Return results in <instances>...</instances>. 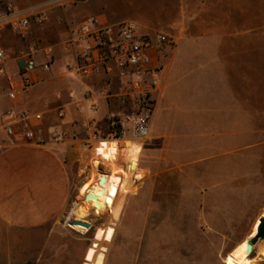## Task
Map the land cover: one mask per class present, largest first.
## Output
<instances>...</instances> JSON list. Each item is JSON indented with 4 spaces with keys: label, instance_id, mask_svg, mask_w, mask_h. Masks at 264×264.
Returning <instances> with one entry per match:
<instances>
[{
    "label": "crops",
    "instance_id": "1",
    "mask_svg": "<svg viewBox=\"0 0 264 264\" xmlns=\"http://www.w3.org/2000/svg\"><path fill=\"white\" fill-rule=\"evenodd\" d=\"M2 6L10 18L0 32V51L8 56L0 65L19 91L10 99L8 81L0 76V114L8 109L27 113L36 137L18 143L0 134V264H104V240L99 237L89 239L91 243L79 250L78 258L67 256V241L73 232L65 220L77 198L74 186L81 191V173L87 170L88 175L94 160V169L109 172V189L117 191L120 179L131 176L125 145L142 148L138 163L145 143L160 141L162 153L172 156L182 138L174 129L161 126L185 116L181 107L187 105L186 100H177L178 92H186L190 76L226 75L228 52L234 50V64L240 69L244 59L250 60L246 65L251 70L236 73L264 74L259 70L264 68V41H259L258 34L264 27V0H4ZM228 11L235 12L234 35L227 33ZM36 15L47 19L36 23ZM23 18L30 19L24 39L9 24ZM93 19L105 24L136 20L140 35L173 38V45L154 54L163 72L149 140L137 142L128 137L118 144L100 145L108 138L111 116L129 107L118 98L122 80L117 72L101 70L82 77L69 67L76 60L77 47L68 42ZM248 31L251 34L243 33ZM247 50L251 54L244 57ZM46 51L52 54L49 70L44 68L49 62ZM29 57L36 68L26 73ZM24 75L32 82L26 89ZM60 109L65 110L64 118L58 116ZM38 114L40 121L34 120ZM55 133L64 134V139L55 140ZM113 157L114 168L109 163ZM144 171L137 166L138 174ZM114 202L110 198V209ZM83 240L88 238L81 237L76 243Z\"/></svg>",
    "mask_w": 264,
    "mask_h": 264
},
{
    "label": "rangeland",
    "instance_id": "2",
    "mask_svg": "<svg viewBox=\"0 0 264 264\" xmlns=\"http://www.w3.org/2000/svg\"><path fill=\"white\" fill-rule=\"evenodd\" d=\"M234 14L227 12L230 35L237 33ZM258 34L264 41V27ZM228 57L226 75L190 76L186 92H178L176 99L186 100L181 107L185 116L161 126L182 138L172 156L162 153L160 141L145 143L139 163L141 147L123 148L131 176L122 193L112 190L118 218L113 219L112 208L104 215L90 210L82 219L92 225L86 235L70 224L92 177L102 170L94 169L93 160L92 171L81 173V191L74 186L77 198L65 220L73 232L67 241L68 258H78L79 250L96 237L104 240V264H229L237 255L255 222L264 217V74L236 73L251 70L246 65L250 60L244 59L240 69L234 64V50ZM115 160L109 162L113 168ZM138 165L146 169L139 181L132 176ZM81 237L88 240L76 243ZM256 245L250 262L264 264V240Z\"/></svg>",
    "mask_w": 264,
    "mask_h": 264
},
{
    "label": "built area",
    "instance_id": "3",
    "mask_svg": "<svg viewBox=\"0 0 264 264\" xmlns=\"http://www.w3.org/2000/svg\"><path fill=\"white\" fill-rule=\"evenodd\" d=\"M3 2L4 0H0V32L2 25L10 18L9 14L6 15L4 12ZM33 19L36 23L42 24L47 18L45 15H36ZM9 24L21 38H26V30L30 26L29 18L11 20ZM171 44H173V38L164 34L140 35L137 24L130 20L119 24H105L93 19L83 24L71 37L68 46L77 47L76 60L69 65L72 71L82 77L92 76L101 70L107 74L117 72L122 80V92L118 98L129 107V110L111 116L108 138L101 141L100 145L105 142H120L128 137L137 142L148 139L157 108L156 94L163 72V65L154 54L156 50ZM46 55L49 62L44 65V68L49 70L51 51H46ZM7 58L8 56L0 51V64ZM35 68V62L29 57L26 73ZM0 76L8 81V97L15 99L19 91L18 86L13 78L7 75L2 65H0ZM31 85V80L24 75L23 89ZM65 114L64 109L58 111L60 118H64ZM41 119L40 114L34 116L36 121ZM1 133L18 143L30 142L36 137L30 116L14 109H8L0 114ZM64 136V134L55 133L54 139L60 141L64 139ZM98 150L97 147L96 155Z\"/></svg>",
    "mask_w": 264,
    "mask_h": 264
},
{
    "label": "bare ground",
    "instance_id": "4",
    "mask_svg": "<svg viewBox=\"0 0 264 264\" xmlns=\"http://www.w3.org/2000/svg\"><path fill=\"white\" fill-rule=\"evenodd\" d=\"M106 143V142H105ZM116 142H111L109 144H114ZM118 144V143H116ZM125 146H134V145H125ZM124 146V147H125ZM94 174V173H93ZM132 176L139 181L143 179L144 174H138L137 171H135ZM102 172L101 171H96L94 176L92 177V180L90 182L89 188L86 191L83 200L80 205H76L77 207L74 209V214L77 221H83L90 210H94L96 214H105L110 212V205H109V200L112 195V189H109V184H112V176L109 172H106L104 175L105 182L103 184L100 183V180L102 178ZM138 183V182H137ZM127 184V180H123L119 182V185L117 187V195L123 192L125 186ZM135 184V183H134ZM114 193V192H113ZM90 195L91 198L89 200H86V196ZM112 204V203H111ZM121 206V205H120ZM122 207V206H121ZM113 210V219H117L119 215V209L112 208ZM103 214V215H104ZM112 218V216H111ZM260 224V221L258 220L255 222L253 226L252 233L246 240L241 244L239 251L235 257H233L230 261L229 264H251L250 262V252H248L247 247H248V241L251 237H253L257 233V228ZM74 230L79 231V232H88L89 229L85 228L80 225H70ZM257 248V245L254 246V250ZM262 249V248H261ZM260 251V250H259ZM262 256L264 257V246L262 249Z\"/></svg>",
    "mask_w": 264,
    "mask_h": 264
},
{
    "label": "water",
    "instance_id": "5",
    "mask_svg": "<svg viewBox=\"0 0 264 264\" xmlns=\"http://www.w3.org/2000/svg\"><path fill=\"white\" fill-rule=\"evenodd\" d=\"M105 182V178L102 177L101 180H100V183L103 184ZM91 198L90 195H87L86 196V200H89ZM260 221V224L257 228V233L251 237L248 241V247H247V250L248 252H250V254L253 253V248L254 246L260 241V240H264V217H261L259 219ZM70 225H80V226H83L85 228H88L89 230L92 229V225L88 222H85V221H77V220H73L72 223ZM27 264H35V263H32V262H29Z\"/></svg>",
    "mask_w": 264,
    "mask_h": 264
}]
</instances>
